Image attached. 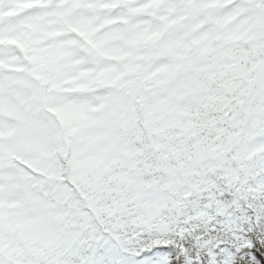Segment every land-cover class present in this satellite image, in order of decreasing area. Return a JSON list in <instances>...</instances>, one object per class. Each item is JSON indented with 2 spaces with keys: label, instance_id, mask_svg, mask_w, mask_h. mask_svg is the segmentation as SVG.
Wrapping results in <instances>:
<instances>
[{
  "label": "snow or ice",
  "instance_id": "1",
  "mask_svg": "<svg viewBox=\"0 0 264 264\" xmlns=\"http://www.w3.org/2000/svg\"><path fill=\"white\" fill-rule=\"evenodd\" d=\"M0 264H264V0H0Z\"/></svg>",
  "mask_w": 264,
  "mask_h": 264
}]
</instances>
